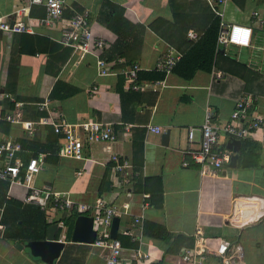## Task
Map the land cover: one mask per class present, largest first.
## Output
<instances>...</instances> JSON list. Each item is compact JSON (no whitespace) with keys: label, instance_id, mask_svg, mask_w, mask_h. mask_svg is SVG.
<instances>
[{"label":"crops","instance_id":"0c3cea01","mask_svg":"<svg viewBox=\"0 0 264 264\" xmlns=\"http://www.w3.org/2000/svg\"><path fill=\"white\" fill-rule=\"evenodd\" d=\"M24 3L0 0V13L8 15ZM247 3L227 0L221 7L224 22L252 30L249 46L227 52L245 68L233 59L228 62L216 57V65L209 71L195 69L188 78L169 71L157 79L153 64L165 43L182 55L192 43L186 32L202 33L213 15L205 0H65L59 20L51 27L35 26L33 33L0 31V115L14 100L22 104L21 118L35 121L44 114L35 104L46 99L51 115L60 113L66 122L92 120L112 125L114 139L83 141L78 158L57 154L61 135L54 134L49 125L35 126L28 136L19 124L0 120V142L9 139L18 143L14 157L22 164L29 158L37 160L34 186L46 185L89 206L96 199L115 207L127 201V214L116 216L122 264H128L134 248L147 254L145 264H178V253L192 245L196 230L210 247L218 239L239 244L242 264H264V130L238 139L234 151L227 149L235 156L233 165L226 164L213 175L200 173L198 164L180 165L187 159L182 151L195 148L198 140L195 131L193 142L187 144L186 128L198 126L205 111L211 113L214 123L222 122L243 92L255 97L248 112L264 108V71L246 64L249 54L264 61V28L251 22L254 11L264 19V8L254 3L248 17H241ZM82 9L87 10L92 35L104 41L99 57L111 61L119 56L122 63L117 65L137 63V81L151 86L134 90L121 74L98 75L95 54L77 59L69 47L56 42L70 14ZM42 16V6H29V18ZM106 16H116L117 34L105 27ZM154 21V28L148 27ZM91 86L96 87L94 92H89ZM228 140L224 134L217 136L224 148ZM112 154L131 164L140 160L136 176L148 179L144 191L131 192L128 198L123 194L118 175L110 170ZM2 162L0 155V165ZM153 177H158L159 187ZM26 192L22 185L0 179V264H45L15 246L43 239L51 224L56 225L54 238L63 243L53 264H104L105 246L65 240V227L57 226L63 214L55 211L49 200L42 206L25 202ZM134 217H139L140 226L130 224ZM149 224L162 227L164 236L151 235ZM174 234L185 239L176 253H166ZM207 262L215 264L210 256Z\"/></svg>","mask_w":264,"mask_h":264},{"label":"built area","instance_id":"2783aa9c","mask_svg":"<svg viewBox=\"0 0 264 264\" xmlns=\"http://www.w3.org/2000/svg\"><path fill=\"white\" fill-rule=\"evenodd\" d=\"M227 0H205L213 16L218 17V28L216 35V51L224 56L238 61L228 56L225 50L229 45H233L235 51L250 44L252 30L250 26L226 23L222 20L221 7ZM37 4L43 8V16L40 18H29V6ZM65 0H25V3L10 14L0 13V31L12 33H33V27H51L59 20L64 8ZM251 22L264 28V19L254 11ZM187 40L194 42L198 35L193 31L186 32ZM56 42L70 48L72 54L77 59L82 58L87 53L95 54V66L98 75L121 74L128 88L138 90L142 87H149L152 83H140L136 75L139 70L137 63L121 64L122 59L115 57L111 61L99 57V52L105 46L104 41L92 35L88 26L87 10L73 11L59 30ZM182 55L172 46L165 43L157 59L154 61L153 69L162 73H168ZM219 72L215 75L218 76ZM95 86H91L89 92H94ZM255 97L249 93H240L233 101V106L228 118L222 122L214 123L211 113L205 111L203 119L196 127L186 128L185 138L187 144L193 142V135L198 133L197 146L195 148H185L182 153L187 159H182L181 167H187L189 163L199 165L200 173L213 175L215 170L226 165L230 159V151L220 146L217 142L218 134H224L229 139H243L251 136L256 131L264 130V108L262 111L248 110L252 107ZM12 107L0 115V120L9 124H19L26 135H31L35 126L49 125L54 134L61 135V143L57 154L80 157L82 142H103L114 139L115 132L110 123L97 121H80L69 123L64 120L60 113L51 115L48 110V101L43 99L35 104L36 109L43 112L35 121L23 120L21 118V102L10 100ZM243 116V120L240 117ZM153 132H159L157 127H147ZM19 149L18 143L12 140L0 142V155L3 162L0 165V179L6 180L10 184H20L27 189L23 198L25 202L44 205L49 200L50 206L62 214H84L91 218V229L94 238L93 246H105L107 255L104 264H122L119 258L120 243L116 238L108 237V228L113 217L118 214L126 215L128 212V202L122 201L118 207L110 204H103L99 199L89 206L85 203L77 202L70 198L65 192L51 190L46 185L34 186L33 176L38 171L37 160L29 158L22 164L14 157V152ZM110 170L118 175V184L123 194L128 198L131 194L130 180L136 173L131 169L128 159L112 154L109 158ZM139 217H134L131 225L140 226ZM59 229H64L63 224L57 222ZM129 230H127V233ZM212 257L215 264H242L241 248L239 244L223 239H218L213 247L204 243L200 231L194 232V241L190 247L183 248L178 253V264H209L208 257ZM131 260V261H130ZM128 264H145L147 254L134 248L130 254Z\"/></svg>","mask_w":264,"mask_h":264},{"label":"trees","instance_id":"16d2710c","mask_svg":"<svg viewBox=\"0 0 264 264\" xmlns=\"http://www.w3.org/2000/svg\"><path fill=\"white\" fill-rule=\"evenodd\" d=\"M30 13V12H29ZM116 16H106L103 23L105 27L109 30H111L114 33H118L117 27H115V24L113 23V19ZM210 21L208 22V25L204 28L201 34L197 37V39L191 43L190 47L182 54V56L179 58V60L174 64V66L171 68L170 71H173L177 75L183 78L190 77L191 73L195 69H200L204 71H209L211 67L216 65V57H221L225 59L228 62H232V60L220 52L216 51V35H217V28H218V17L211 15ZM158 21V20H157ZM156 22H152L148 27L154 28V24ZM70 49V48H69ZM119 57V56H118ZM112 59V58H111ZM110 60V59H109ZM108 61V60H106ZM237 64V62H236ZM238 66L245 68L241 64H237ZM157 79H161L163 74L162 72L157 71ZM12 104L10 103L9 109H11ZM8 109V110H9ZM240 164V163H239ZM140 166V160L137 161V163L131 164V169L133 172H137L138 168ZM155 180L157 186L159 187V179L158 177L151 178ZM148 180V179H147ZM146 179H140L139 177L133 175L131 177L130 182V189L131 192H137L139 189L143 190L145 189V184L147 182ZM159 191V189L157 190ZM76 213H70V214H63L61 216V221L63 226L65 227L64 231V239L69 238L71 226L74 217L76 216ZM149 228H151V231L149 232L151 235L155 237H163L164 232L162 227H159L158 225H147ZM146 224L141 225L142 232H145ZM171 240L168 241V247L165 249L166 253H176L177 248L179 246V242L182 239H185L183 236L174 234L171 235ZM173 246H175L173 249H171ZM189 246V245H188Z\"/></svg>","mask_w":264,"mask_h":264},{"label":"water","instance_id":"95a60500","mask_svg":"<svg viewBox=\"0 0 264 264\" xmlns=\"http://www.w3.org/2000/svg\"><path fill=\"white\" fill-rule=\"evenodd\" d=\"M258 56L257 54L255 55ZM249 58L256 62L253 54H249ZM167 132L161 134V143L164 145L166 143ZM239 144L238 139L230 138L226 144V149L235 150V147ZM235 156L230 155L229 162L227 165H233ZM118 225V218L113 217L109 228L108 237L116 238V229ZM56 228L55 224H51L46 227L44 238L41 240H30L23 243H17L16 248H23L28 252L29 255L34 256L44 262L45 264H53L63 243L60 239L54 238V230ZM94 238V232L91 229V218L88 215L77 214L72 222L71 232L69 239L72 242H82V243H92Z\"/></svg>","mask_w":264,"mask_h":264},{"label":"rangeland","instance_id":"374dc122","mask_svg":"<svg viewBox=\"0 0 264 264\" xmlns=\"http://www.w3.org/2000/svg\"><path fill=\"white\" fill-rule=\"evenodd\" d=\"M254 3H257L258 6L264 8V0H258V1H254ZM253 2H251V0H248V3L245 4L246 7H244L243 11L241 12V17H248L249 13H250V10H249V7L251 8L252 6H254ZM247 11V12H246ZM261 36L262 33L258 31V35L257 36ZM245 59V54H243L242 56V60Z\"/></svg>","mask_w":264,"mask_h":264},{"label":"bare ground","instance_id":"6f19581e","mask_svg":"<svg viewBox=\"0 0 264 264\" xmlns=\"http://www.w3.org/2000/svg\"><path fill=\"white\" fill-rule=\"evenodd\" d=\"M229 48H234V46L233 45H229L228 48L225 50L226 54H227ZM241 48H245V47H241ZM262 57H264V52L262 53ZM263 62H264L263 59H262V61L260 60L259 62L258 61L254 62L251 59H249L246 62V64L248 66L253 67V68H259L261 71H264V63Z\"/></svg>","mask_w":264,"mask_h":264}]
</instances>
